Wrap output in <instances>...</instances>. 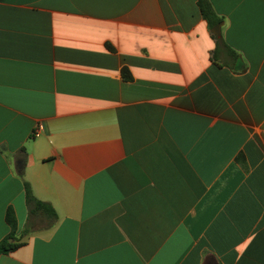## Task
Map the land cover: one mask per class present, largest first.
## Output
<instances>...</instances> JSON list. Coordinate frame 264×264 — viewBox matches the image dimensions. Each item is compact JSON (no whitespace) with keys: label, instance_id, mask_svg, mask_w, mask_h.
Masks as SVG:
<instances>
[{"label":"crops","instance_id":"0c3cea01","mask_svg":"<svg viewBox=\"0 0 264 264\" xmlns=\"http://www.w3.org/2000/svg\"><path fill=\"white\" fill-rule=\"evenodd\" d=\"M209 2L218 37L195 0H0V264H264V0Z\"/></svg>","mask_w":264,"mask_h":264},{"label":"trees","instance_id":"16d2710c","mask_svg":"<svg viewBox=\"0 0 264 264\" xmlns=\"http://www.w3.org/2000/svg\"><path fill=\"white\" fill-rule=\"evenodd\" d=\"M196 7L198 9V12L201 16V18L205 21L206 26L208 29H210L213 25L219 22V17L214 13L212 6L209 2V0H195ZM230 55H234L233 51H230ZM120 74L123 79H129L130 76L127 72V70L122 67L120 69ZM23 198L24 202L27 207V215H33V214H43L45 215L49 220H52L55 217L53 209L50 207V205L46 202L40 201L36 199L26 182L23 183ZM5 221L8 224L10 230L6 237L2 238L0 240V253L7 252L9 250H12L17 244L13 242H8L7 238H12V231L14 229V218L13 213L10 208H7L5 211Z\"/></svg>","mask_w":264,"mask_h":264},{"label":"water","instance_id":"95a60500","mask_svg":"<svg viewBox=\"0 0 264 264\" xmlns=\"http://www.w3.org/2000/svg\"><path fill=\"white\" fill-rule=\"evenodd\" d=\"M220 22L216 23L215 25H213L211 28H210V32L215 36V37H218L219 36V27H220ZM241 64V60H240V57L237 56L235 58V61H234V69H238L239 66Z\"/></svg>","mask_w":264,"mask_h":264},{"label":"built area","instance_id":"2783aa9c","mask_svg":"<svg viewBox=\"0 0 264 264\" xmlns=\"http://www.w3.org/2000/svg\"><path fill=\"white\" fill-rule=\"evenodd\" d=\"M40 130V125L32 130V136H37Z\"/></svg>","mask_w":264,"mask_h":264}]
</instances>
